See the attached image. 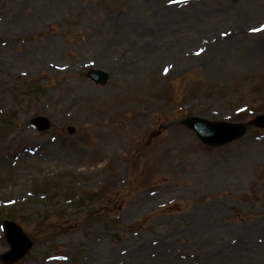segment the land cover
Instances as JSON below:
<instances>
[{"label":"rangeland","instance_id":"374dc122","mask_svg":"<svg viewBox=\"0 0 264 264\" xmlns=\"http://www.w3.org/2000/svg\"><path fill=\"white\" fill-rule=\"evenodd\" d=\"M40 1L0 0V57L23 55L0 65V254L10 219L34 241L15 264H264V130L213 148L184 124L264 112V0H74L43 18ZM51 38L57 57L38 48ZM50 147L75 167L38 164Z\"/></svg>","mask_w":264,"mask_h":264},{"label":"water","instance_id":"95a60500","mask_svg":"<svg viewBox=\"0 0 264 264\" xmlns=\"http://www.w3.org/2000/svg\"><path fill=\"white\" fill-rule=\"evenodd\" d=\"M87 76L98 84H106L109 80V73L100 69H90ZM40 129L49 127V121L45 117H37L34 120ZM185 123L191 127L202 141L206 144L220 146L227 142L236 140L244 135L246 126L241 123H229L225 121H210L200 117L188 118ZM253 123L264 127V114L258 115ZM73 127L69 132L73 133ZM3 229L11 249L1 255V260L12 264L26 255L31 249L33 242L15 222L6 220Z\"/></svg>","mask_w":264,"mask_h":264},{"label":"bare ground","instance_id":"6f19581e","mask_svg":"<svg viewBox=\"0 0 264 264\" xmlns=\"http://www.w3.org/2000/svg\"><path fill=\"white\" fill-rule=\"evenodd\" d=\"M74 4V0H60V2L57 3V0H41L40 3L38 4L42 11L40 12L41 15L39 16L40 18L46 17L49 14V11H53L54 9H66L69 5L72 6ZM144 13L147 14V9H144ZM149 16V14H147ZM3 22H6L5 20H3ZM87 22V21H86ZM54 38H51L50 40H43L42 42H39L40 47H38L40 50L44 49L43 51H46L48 53V55L52 56V57H57V55L59 54V46L56 44L54 45ZM38 48H30L29 51L33 52L32 54H28L31 55L32 57L38 54H41L42 52H40V50ZM160 55H157L156 57L159 58ZM20 57L23 58V55H5L0 57V65L2 67H8L9 65L12 64H18L20 61ZM155 58L154 59H158ZM58 63L54 62L53 64L50 63V66H52V68L57 69L59 67V65H57ZM23 66L25 67H30L29 62H24ZM33 67V66H32ZM30 67V68H32ZM1 74V73H0ZM43 105V104H42ZM25 129H27L26 126H24ZM106 134H117V129L113 126H110L108 128H106V130H104ZM120 140L116 139V141L114 142L115 144L118 143ZM123 144L127 145V141H125V139H123L122 141ZM122 144V145H123ZM108 145L107 144H103L102 148L103 149H107ZM115 145H111L110 147H114ZM77 149L74 150L73 152L70 151L69 154H60L57 153V151H55V149H53L52 147L48 148V150L45 152V154H42L39 156L38 159V164L39 163H49L50 161H52L53 159H60L63 161V163H65L66 165L75 167V165L77 164ZM79 152V151H78ZM31 153V149H23L22 151L19 152V158L22 159H26L29 157ZM11 162V160H9ZM29 173L28 170L26 169H20L17 173V177L18 178H23L25 179V175H27ZM22 184V183H21ZM19 184L17 185V189H23L22 185Z\"/></svg>","mask_w":264,"mask_h":264}]
</instances>
